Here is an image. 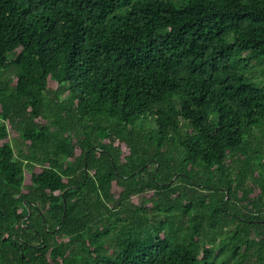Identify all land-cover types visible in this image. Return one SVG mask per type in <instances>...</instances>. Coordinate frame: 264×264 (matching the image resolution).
<instances>
[{"label":"trees","instance_id":"1","mask_svg":"<svg viewBox=\"0 0 264 264\" xmlns=\"http://www.w3.org/2000/svg\"><path fill=\"white\" fill-rule=\"evenodd\" d=\"M263 81L264 0H0V264H264Z\"/></svg>","mask_w":264,"mask_h":264},{"label":"rangeland","instance_id":"2","mask_svg":"<svg viewBox=\"0 0 264 264\" xmlns=\"http://www.w3.org/2000/svg\"><path fill=\"white\" fill-rule=\"evenodd\" d=\"M255 73H256L258 79L261 80V79L263 78L262 69H260V68H256V69H255ZM263 82H264V81H263ZM50 84L53 85V82H50Z\"/></svg>","mask_w":264,"mask_h":264}]
</instances>
